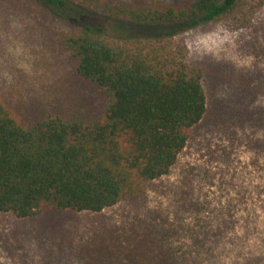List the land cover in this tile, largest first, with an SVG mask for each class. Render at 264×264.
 <instances>
[{
	"label": "rangeland",
	"instance_id": "374dc122",
	"mask_svg": "<svg viewBox=\"0 0 264 264\" xmlns=\"http://www.w3.org/2000/svg\"><path fill=\"white\" fill-rule=\"evenodd\" d=\"M74 12L0 0V104L22 124L105 113L55 36L98 17ZM183 36L208 110L171 172L101 212L0 211V264H264V0Z\"/></svg>",
	"mask_w": 264,
	"mask_h": 264
},
{
	"label": "trees",
	"instance_id": "16d2710c",
	"mask_svg": "<svg viewBox=\"0 0 264 264\" xmlns=\"http://www.w3.org/2000/svg\"><path fill=\"white\" fill-rule=\"evenodd\" d=\"M43 1L98 16L55 36L78 75L111 99L100 118L49 113L31 124L0 104V211L22 219L101 212L169 174L208 110L183 33L241 0Z\"/></svg>",
	"mask_w": 264,
	"mask_h": 264
},
{
	"label": "bare ground",
	"instance_id": "6f19581e",
	"mask_svg": "<svg viewBox=\"0 0 264 264\" xmlns=\"http://www.w3.org/2000/svg\"><path fill=\"white\" fill-rule=\"evenodd\" d=\"M11 26V25H10Z\"/></svg>",
	"mask_w": 264,
	"mask_h": 264
}]
</instances>
